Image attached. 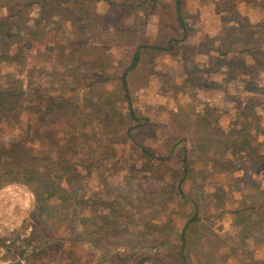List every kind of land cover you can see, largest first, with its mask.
<instances>
[{"label": "rangeland", "instance_id": "1", "mask_svg": "<svg viewBox=\"0 0 264 264\" xmlns=\"http://www.w3.org/2000/svg\"><path fill=\"white\" fill-rule=\"evenodd\" d=\"M180 13L175 0H0V180L59 189L0 187V264H183V228L187 264H264V0ZM169 42L125 76L135 121L121 76L139 46ZM128 129L170 157L145 156Z\"/></svg>", "mask_w": 264, "mask_h": 264}, {"label": "trees", "instance_id": "2", "mask_svg": "<svg viewBox=\"0 0 264 264\" xmlns=\"http://www.w3.org/2000/svg\"><path fill=\"white\" fill-rule=\"evenodd\" d=\"M181 6H182V0H175V8H176V18L178 19L179 23L182 24V19H181ZM171 45V42H169V45L167 47H161V46H156V45H141L139 46L133 53L130 59V62L127 66V68L125 69V71L123 72V75L121 76V87L124 90V94L126 97V101L128 103V110H129V115L131 117V119L137 121L139 120V118L136 116L135 111L132 109L130 103H129V97H128V92H127V83H126V79L125 76L127 74L128 71L133 70L138 62L140 61V57H141V53L144 50V48H152V49H169V46ZM142 47V48H141ZM8 93V92H7ZM35 116V114H34ZM36 123V121L34 122V124ZM33 127V123L31 121L27 122L26 125V129L29 132ZM130 129V128H129ZM127 130V137L132 141L133 145L145 156L148 157H156L158 159L161 160H165L168 159L171 155L170 151L167 155L164 156H158L155 155L150 149H148L145 145H143L142 143L136 141L133 139V137L130 134V130ZM37 136V135H35ZM38 140L40 141V145L41 143H43L44 147L42 148L43 151H47L50 148V142L53 140L54 138V134L50 129H45L44 132H40L37 136ZM45 142V143H44ZM182 166H183V171L184 174L187 172V154L186 151L184 150L183 154H182ZM21 175V173H18ZM20 175H12L11 177H9L8 179H4V180H0V187L3 186L4 183L6 182H13V181H21L24 184L30 186L32 188V191L34 193V195L36 196V200L39 198V193H38V189H40L41 191L45 192L46 194V198L48 197H53L55 196L56 192H58V185H52L50 183L44 182V179H42L40 177V175L38 176V174H27L24 175L23 177H20ZM179 193L181 195H183V192L180 190ZM44 204V203H43ZM195 206V205H194ZM40 209L42 210L43 207H40ZM45 209V208H44ZM193 220H197V217L194 216L192 217ZM5 238L2 239V241H4ZM180 251H179V255L181 257V260L183 262V264H187L186 262V256L183 253V249L186 245V230L185 228H183L180 232Z\"/></svg>", "mask_w": 264, "mask_h": 264}, {"label": "water", "instance_id": "3", "mask_svg": "<svg viewBox=\"0 0 264 264\" xmlns=\"http://www.w3.org/2000/svg\"><path fill=\"white\" fill-rule=\"evenodd\" d=\"M6 264H27L24 261L18 259V260H14V261H9Z\"/></svg>", "mask_w": 264, "mask_h": 264}, {"label": "built area", "instance_id": "4", "mask_svg": "<svg viewBox=\"0 0 264 264\" xmlns=\"http://www.w3.org/2000/svg\"><path fill=\"white\" fill-rule=\"evenodd\" d=\"M20 260H22V259H20ZM22 261H24V260H22Z\"/></svg>", "mask_w": 264, "mask_h": 264}]
</instances>
